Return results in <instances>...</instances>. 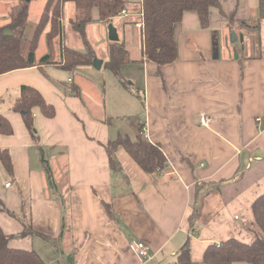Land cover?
<instances>
[{
	"label": "crops",
	"instance_id": "obj_1",
	"mask_svg": "<svg viewBox=\"0 0 264 264\" xmlns=\"http://www.w3.org/2000/svg\"><path fill=\"white\" fill-rule=\"evenodd\" d=\"M125 1L128 14L110 21H122L114 25L124 33L125 42L119 36L118 43L128 55L122 83L125 68H142V76L131 81L141 84L145 95L130 128L114 124L105 112V82L92 64L73 70L44 66L54 80L37 66L0 75V104L12 99L0 114L14 128L12 134L0 132V148H9L15 170L10 175L0 158V225L14 234L11 245L35 249L47 264H171L186 242L193 260L200 261L211 243L254 239L247 225L255 222L253 202L264 194V0H220L229 18L215 8L209 28L188 10L176 25L177 61L160 65L146 60L144 30L138 26L143 0ZM20 2L1 0L0 26L10 22ZM31 4L28 39L42 16L30 21ZM79 10L74 3L64 6L62 40H54L58 59L62 41L81 52L92 48L100 57L99 35L106 34L109 22L89 9L83 38L73 26ZM46 27L39 57L49 49L50 24ZM109 45L104 46L111 58ZM23 85L35 86L56 107L48 118L34 110L39 142L12 109ZM205 113L211 122L203 126ZM120 134L158 144L168 170L147 173L123 147L117 150L118 168L111 167L106 145ZM24 223L47 238L17 236ZM140 242L149 255H141Z\"/></svg>",
	"mask_w": 264,
	"mask_h": 264
},
{
	"label": "trees",
	"instance_id": "obj_2",
	"mask_svg": "<svg viewBox=\"0 0 264 264\" xmlns=\"http://www.w3.org/2000/svg\"><path fill=\"white\" fill-rule=\"evenodd\" d=\"M31 1V0H30ZM67 2L75 4L77 9H97L100 19L110 22L126 8L125 0H47L43 14L36 26V32L31 39L25 37L26 26L29 20L28 0H21V7L11 12L10 22L0 26V75L37 66L50 79L54 78L44 70V66L55 65L67 70H73L77 65L92 64L96 57L93 49L81 52L62 44L60 47V59H58L55 41L61 38L64 32V6ZM218 9L219 13L228 19L224 13L220 0H143V24H144V52L146 60L150 63L168 64L178 59V43L176 37V25L181 21L188 10L197 12L199 22L203 28H209L212 24V10ZM90 19H85L78 24L73 21L81 36H86V24ZM51 29L46 33L48 51L39 57L37 51L40 38L45 33L46 26ZM111 58L106 65L117 75L121 74V65L128 62V55L118 41L113 44ZM120 81H123L120 78ZM35 108H39L44 116L54 117L56 107L47 102L42 93L35 86L23 85L20 95L12 109L21 113L26 127H28L33 141L39 142V135L34 127ZM0 132L4 135L12 134L14 128L5 115L0 114ZM123 147L139 166L147 173L168 170L167 157L158 144L148 141L141 136L132 139L119 135L117 139L110 140L106 145L110 165L118 168L119 159L117 150ZM42 150V149H41ZM0 158L10 175H14V163L9 148H0ZM44 164L46 160L43 159ZM48 170V169H47ZM253 214L255 222L247 225L250 233H253L252 242H245L236 238L225 239L219 243H211L206 248L204 257L200 261H194L190 243L186 242L171 264H264V194L253 202ZM6 213L16 216V213L2 207ZM110 216H114L113 210L107 206ZM47 235L36 231L29 223H24V230L17 236ZM14 234H7L0 225V264H47L43 257L35 250L19 248L11 245Z\"/></svg>",
	"mask_w": 264,
	"mask_h": 264
},
{
	"label": "rangeland",
	"instance_id": "obj_3",
	"mask_svg": "<svg viewBox=\"0 0 264 264\" xmlns=\"http://www.w3.org/2000/svg\"><path fill=\"white\" fill-rule=\"evenodd\" d=\"M32 4L30 7V21H36L40 18V15L43 14V8L47 0H31ZM30 1V2H31ZM1 2V0H0ZM15 0H5V4H11L14 3ZM72 3V2H70ZM21 7V5H20ZM87 10H79L77 11L79 16H78V24H80L81 21L85 19H89V16L91 15ZM125 10V9H124ZM125 15V14H122ZM118 16V15H117ZM114 23L109 22L104 23L105 28H106V34L104 35H99L101 37L102 42L97 43V46L99 47L98 54L101 57H98L96 55L95 58H99L102 61L108 62L110 59L108 58V54H106L105 50V44H110L109 47L116 42L111 41L109 39V31L112 27V24L119 25L120 19H116V21H113ZM76 28V27H75ZM75 33L77 37L80 38V35L78 32H72ZM120 36V41L125 42L124 39V33H121ZM231 36V35H230ZM233 36V33H232ZM43 48H38L37 53L40 54L42 53ZM103 65L102 69H96V75L99 78L100 81L105 82V90H104V101H102L103 104L106 105L105 112L112 118V121L114 124H123L124 126L130 128L131 124L136 122L138 120L139 113L143 111V100H145V95H143L141 84H138L137 86L132 83V76H142L143 70L142 68L135 67V70L132 68L131 71H129L127 68H125V74H127L125 77L127 78L125 80V84L120 81V78L124 81V77L122 75V72L124 70H120L121 74L117 75L110 67L106 65ZM133 63H136L132 61L128 65H132ZM126 66V67H129ZM100 70V71H99ZM63 73H68L66 71H63ZM126 85V86H125ZM8 102L5 105L0 104V111H7L9 109V106L12 104V99H7ZM98 102H100V98H98ZM138 122V121H137ZM136 122V123H137ZM115 137V136H114ZM53 171V170H52ZM253 234V233H252Z\"/></svg>",
	"mask_w": 264,
	"mask_h": 264
},
{
	"label": "built area",
	"instance_id": "obj_4",
	"mask_svg": "<svg viewBox=\"0 0 264 264\" xmlns=\"http://www.w3.org/2000/svg\"><path fill=\"white\" fill-rule=\"evenodd\" d=\"M122 14L127 15L128 14V11L127 10H124L123 12H121L118 15H122ZM138 26L141 27V28H144L143 20H142V22H140L138 24ZM210 120H211L210 117L206 113L205 114H202L200 116V121H201V124L203 126L209 125V123L211 122ZM142 136L145 137V138H149L147 132H142ZM7 185H10V182H8ZM137 248L139 249L141 255H144V256L149 255L148 247L144 243H141V242L138 243Z\"/></svg>",
	"mask_w": 264,
	"mask_h": 264
},
{
	"label": "water",
	"instance_id": "obj_5",
	"mask_svg": "<svg viewBox=\"0 0 264 264\" xmlns=\"http://www.w3.org/2000/svg\"><path fill=\"white\" fill-rule=\"evenodd\" d=\"M28 2H30V0H28ZM109 32H110L109 33V39H111V41L117 42L120 40L117 26H114L112 24V27H111ZM236 38H237V35L233 32V40H236ZM92 65H93V67H95L97 69H101V67L103 65V61L100 60L99 58H94Z\"/></svg>",
	"mask_w": 264,
	"mask_h": 264
}]
</instances>
